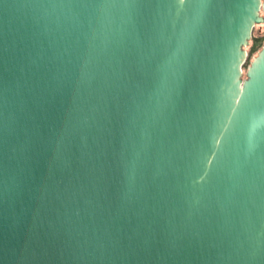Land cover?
Segmentation results:
<instances>
[{"label": "water", "instance_id": "water-1", "mask_svg": "<svg viewBox=\"0 0 264 264\" xmlns=\"http://www.w3.org/2000/svg\"><path fill=\"white\" fill-rule=\"evenodd\" d=\"M262 23L264 0H0V264H264V122L212 166L208 131L264 72Z\"/></svg>", "mask_w": 264, "mask_h": 264}, {"label": "snow or ice", "instance_id": "snow-or-ice-1", "mask_svg": "<svg viewBox=\"0 0 264 264\" xmlns=\"http://www.w3.org/2000/svg\"><path fill=\"white\" fill-rule=\"evenodd\" d=\"M179 2L182 6H186L191 0H179ZM217 108L219 119L208 131L211 132L218 151L211 153L213 159L209 161V166H212L216 161L219 153H225L229 144L230 131L241 117L246 122L251 121L253 127L257 122H264V72L253 71L251 80L243 89L234 86L229 97L218 100ZM255 140L254 134L248 136L250 150L255 147ZM206 175L207 173H205ZM204 178L201 177V180Z\"/></svg>", "mask_w": 264, "mask_h": 264}, {"label": "rangeland", "instance_id": "rangeland-1", "mask_svg": "<svg viewBox=\"0 0 264 264\" xmlns=\"http://www.w3.org/2000/svg\"><path fill=\"white\" fill-rule=\"evenodd\" d=\"M255 39H259L262 40L259 47L257 48V50L251 54V49L255 43ZM264 47V23L256 25L254 27L253 33H252V39L250 41L249 46H247L246 51L248 53V57L247 60L243 66V72H244V77H245V72L248 68V66L250 65V62L254 59V57L257 56L258 52Z\"/></svg>", "mask_w": 264, "mask_h": 264}, {"label": "trees", "instance_id": "trees-1", "mask_svg": "<svg viewBox=\"0 0 264 264\" xmlns=\"http://www.w3.org/2000/svg\"><path fill=\"white\" fill-rule=\"evenodd\" d=\"M261 41H262V40L255 39V43H254V45H253V47H252V49H251V54H253V53L257 50V48L259 47Z\"/></svg>", "mask_w": 264, "mask_h": 264}]
</instances>
